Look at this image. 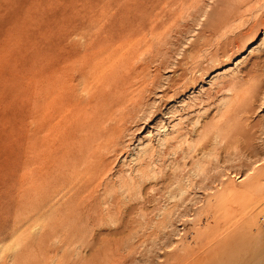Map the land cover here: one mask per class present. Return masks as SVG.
Returning <instances> with one entry per match:
<instances>
[{"label": "rangeland", "instance_id": "rangeland-1", "mask_svg": "<svg viewBox=\"0 0 264 264\" xmlns=\"http://www.w3.org/2000/svg\"><path fill=\"white\" fill-rule=\"evenodd\" d=\"M0 264H264V0H0Z\"/></svg>", "mask_w": 264, "mask_h": 264}, {"label": "bare ground", "instance_id": "bare-ground-1", "mask_svg": "<svg viewBox=\"0 0 264 264\" xmlns=\"http://www.w3.org/2000/svg\"><path fill=\"white\" fill-rule=\"evenodd\" d=\"M63 48V47H62ZM74 49V48H73ZM52 51H55V50H52ZM80 52H81V50H80ZM59 53V52H58ZM78 56V53H77V51L76 50H71L70 49V52H67V55H65V56H63L62 54L61 55H57L56 53L54 54V55H52V57L54 58V60L53 61H55L56 62V65H55V67H54V69H53V73H52V83H51V86L53 87V88H56V89H58V90H62V89H64V88H66V89H64V90H62L60 93H52V95L51 94H49L48 92H47V96H48V102H46V104L45 105H47V113L46 112H44L43 111V115L41 114V112H40V114L42 115V117H41V115L39 114L38 115V120L39 121H41V122H45L46 121V126H45V128L44 129H46L47 130V132L49 133V132H52V130L54 131L55 129H57L58 127H67V124H68V126H71V125H73L72 123H75L76 124V122L79 120V110H80V106L82 107V106H86L87 105V100H85V99H83L81 96H80V94L77 92H70L71 91V87H77V85L76 84H79V85H82L83 84V86H84V90H86V91H95V89H97L100 85H102V83L103 82H106L107 81V79L106 78H110L109 77V75H108V77H106L105 75V79H106V81H105V79L104 78H102L103 77V74H104V70H106L104 67H103V65L101 64V63H98L96 60H95V58H88V59H90V61L89 60H85V58L87 59V57H85V58H83L84 60L83 61H79V63L81 64V67L80 68H77V70H76V76L75 77H73V78H70L69 77V75H68V70H69V68H67V67H63V68H61L60 67V64L62 63V62H64L65 60H67V59H69V58H71V59H73V58H76ZM91 59H94V61L93 60H91ZM78 63V64H79ZM76 69V68H75ZM106 72V71H105ZM113 73V72H112ZM49 74V73H48ZM113 77V76H112ZM111 77V78H112ZM115 78H116V81H118V79H117V77L116 76H114ZM104 80V81H103ZM111 80V79H110ZM51 81V80H50ZM102 81V82H101ZM125 81V82H124ZM123 81V83H127L126 82V80H124ZM112 82V81H111ZM123 85H126V84H123ZM67 87H70L69 88V90L67 89ZM73 91V90H72ZM98 98V97H97ZM41 99V98H40ZM103 99V98H102ZM97 100V99H96ZM42 102V99L41 100H39L38 101V104H39V108L41 109V107H42V104H41V102ZM94 101V100H93ZM40 102V103H39ZM99 102H101V104H104L105 102H106V100L105 99H103V100H99ZM98 102V103H99ZM44 104V103H43ZM108 104V103H107ZM100 106V105H99ZM88 106H86V108H87ZM91 107V109L92 108H94L95 107V104H94V102H91L90 101V106H89V108ZM105 107V106H104ZM107 107H109V106H107ZM98 108V107H97ZM100 108V107H99ZM39 109V111H41ZM82 109V108H81ZM106 109V108H105ZM89 110V109H88ZM94 110V109H93ZM98 110V109H97ZM38 111V112H39ZM84 111V110H83ZM90 111V110H89ZM85 112V111H84ZM92 112V111H91ZM81 113V112H80ZM90 113V112H89ZM70 114V115H69ZM69 115V116H68ZM110 115V114H109ZM111 116V115H110ZM99 115L97 114V116L95 115L94 116V120L96 121V122H99L98 120H99ZM107 117H109V116H107ZM106 117V118H107ZM45 118V119H44ZM80 118H82L81 120L83 121L84 119H83V117H81L80 116ZM109 119H110V117H109ZM113 119V118H112ZM111 120V119H110ZM114 120V119H113ZM121 120V119H120ZM115 121V120H114ZM70 122H71V125H69L70 124ZM109 123V122H108ZM44 124V125H45ZM105 124V123H104ZM108 126H109V124H108ZM74 127V126H73ZM43 129V130H44ZM64 129V128H63ZM69 129V128H68ZM77 130H78V128H76ZM76 129H74V130H76ZM106 129H107V127H106ZM42 130V129H41ZM62 132H60V133H63V130H61ZM67 132H68V130H66ZM66 131L63 133V134H65L66 133ZM72 132H73V129L71 130ZM70 131V132H71ZM106 132H107V130H105ZM58 132H59V130H58ZM75 132V131H74ZM80 131H76L74 134H72V136L74 135V137H76L77 135H78V133H79ZM100 132H101V128H100V131L99 132H96L93 128L91 129V133L93 134V137H94V135L95 136H99L100 135ZM102 132H103V130H102ZM54 133V132H53ZM107 133H110V132H107ZM115 132H113V134H111L112 136L113 135H115L114 134ZM50 135H51V133H49ZM57 134V133H56ZM181 134V133H180ZM111 135H108V134H104V132H103V137H101V138H103L105 141H107L108 140V143L110 142H112L111 140L112 139H115V136H113V138L112 137H110ZM176 135V134H175ZM66 136V134L64 135V137ZM107 136H109V137H107ZM122 136V135H121ZM62 137H63V135H62ZM62 137L60 138V139H62ZM67 137V136H66ZM107 137V138H106ZM120 137V136H119ZM55 139H53V141L54 140H56V137H54ZM73 138V137H72ZM109 138V139H108ZM110 138H112L111 140H110ZM58 139V138H57ZM60 139H58V140H60ZM65 139V143H66V141L68 142L69 141V138L67 137V138H64ZM103 140V141H104ZM102 141V142H103ZM104 141V142H105ZM116 141V139L114 140V142ZM56 142V141H55ZM61 142V141H60ZM54 143V142H53ZM64 143V144H65ZM56 144V143H55ZM59 144V143H58ZM58 144H56V145H58ZM115 144H117V143H115ZM56 145H54L53 147V149H55L56 150ZM118 145V144H117ZM66 146V145H65ZM63 147V146H62ZM90 153V152H89ZM95 153V152H94ZM51 154H52V151H51ZM93 155V154H92ZM95 155V154H94ZM80 158H82V156H80ZM88 158V157H87ZM47 161V160H46Z\"/></svg>", "mask_w": 264, "mask_h": 264}]
</instances>
